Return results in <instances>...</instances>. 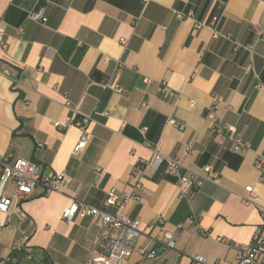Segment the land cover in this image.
<instances>
[{"label": "crops", "instance_id": "crops-1", "mask_svg": "<svg viewBox=\"0 0 264 264\" xmlns=\"http://www.w3.org/2000/svg\"><path fill=\"white\" fill-rule=\"evenodd\" d=\"M40 8L43 22L31 17ZM67 42L86 48L78 62L75 49L62 53ZM114 81L121 92L109 87ZM212 107L249 147L237 151L214 133ZM75 110L90 117L85 129L56 126ZM156 148L181 160L177 174L165 158L146 164ZM8 153L65 171L68 181L0 212V264H88L102 223L79 215L67 222L64 208L72 199L102 206L112 187L132 192L137 176L141 200L105 208L140 220L126 264H203L194 255L234 264L264 222V0H0V155ZM206 166L218 178L181 195L180 175L202 178ZM249 185L254 201L246 200ZM165 232L176 233L175 248L160 241ZM18 239L21 259L13 256ZM143 247L156 257H144Z\"/></svg>", "mask_w": 264, "mask_h": 264}, {"label": "built area", "instance_id": "built-area-1", "mask_svg": "<svg viewBox=\"0 0 264 264\" xmlns=\"http://www.w3.org/2000/svg\"><path fill=\"white\" fill-rule=\"evenodd\" d=\"M176 15L180 19L188 18L193 16V11H188L187 13L177 11ZM31 17L39 22L45 21L44 8H40L32 13ZM213 20L216 21L217 17H214ZM258 32L262 33V29H258ZM219 36V32L216 31L214 37L218 38ZM125 42L126 39H122V43ZM252 68L253 66L250 65L247 69L252 70ZM151 80L150 78H146V83L151 82ZM109 87H112L117 92L123 90V87L118 81L110 83ZM194 102L192 100V103ZM66 104L71 106V101L68 100ZM214 114V107H212L210 108L209 117L213 119L210 126L214 133L226 135L233 141L234 149L237 151L249 147V144L241 137L231 134ZM89 120L90 117H83L75 110L73 115L68 117L65 123L58 121L56 126L63 129L68 125H75L85 129ZM86 142V138H83L75 146L73 150L75 156L79 155L81 149L86 145ZM164 158L168 162V172L177 174L180 166H182L181 160L175 156L163 155L158 148L154 150L153 156L146 164L156 166ZM257 165L259 168L264 166V155L258 157ZM204 170L205 174L202 178H194L189 174L180 175L179 190L181 195L193 193L196 188L202 185L204 179L218 178V174L213 170L212 166H206ZM135 175L137 176L138 172ZM67 181L68 174L65 171L59 173L48 172L29 158L15 156L12 153L0 155V212L9 213L14 201L28 198L38 187L42 188L44 194H48L61 191ZM10 184L14 185V190L11 194H8L7 187ZM142 189L143 185L137 176L132 192L121 193L116 187H112L107 192L102 206H97L79 199H72L71 203L64 208L62 217L67 222L73 221L79 215L97 217L102 223L99 240L88 264H126L128 262L129 258L137 249L138 240L143 234L140 220L131 218L124 213H111L105 208L108 206H122L130 200L139 202L141 200ZM246 190L249 192V196L246 197L247 201L257 199L252 185L247 186ZM158 222H162V219ZM0 227H2L1 224ZM217 239L220 241L225 240L222 237H218ZM23 241V239L16 240L13 244V250L25 251ZM160 241L167 248L173 249L176 247V233L165 232ZM139 252L147 258H155L157 255L156 249L148 250L145 247L139 248ZM28 258H32L30 252H28ZM192 259L197 263L206 264V259L203 255H194ZM2 264H13V257L2 259ZM234 264H264V222L256 227L251 241L240 247Z\"/></svg>", "mask_w": 264, "mask_h": 264}, {"label": "trees", "instance_id": "trees-1", "mask_svg": "<svg viewBox=\"0 0 264 264\" xmlns=\"http://www.w3.org/2000/svg\"><path fill=\"white\" fill-rule=\"evenodd\" d=\"M76 50L75 51V54H74V58H73V61L75 62H78L81 57L83 56L84 52H85V47L82 46V47H76V43L75 42H72L70 43V46H68V42L65 43L62 47H61V51L62 53L68 57L69 54L73 51V50ZM14 257H18L19 259L21 258H24L25 256V251L24 250H20V251H14V254H13Z\"/></svg>", "mask_w": 264, "mask_h": 264}]
</instances>
